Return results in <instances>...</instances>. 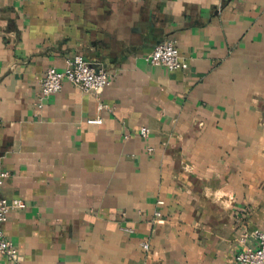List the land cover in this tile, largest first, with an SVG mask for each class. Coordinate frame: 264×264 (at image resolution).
Here are the masks:
<instances>
[{
	"label": "crops",
	"instance_id": "crops-1",
	"mask_svg": "<svg viewBox=\"0 0 264 264\" xmlns=\"http://www.w3.org/2000/svg\"><path fill=\"white\" fill-rule=\"evenodd\" d=\"M167 40L188 68L147 60ZM76 54L111 84L39 108ZM0 170L25 202L0 264H238L264 231V0H0Z\"/></svg>",
	"mask_w": 264,
	"mask_h": 264
},
{
	"label": "built area",
	"instance_id": "built-area-1",
	"mask_svg": "<svg viewBox=\"0 0 264 264\" xmlns=\"http://www.w3.org/2000/svg\"><path fill=\"white\" fill-rule=\"evenodd\" d=\"M147 60L154 65H162L170 71L188 68V61L181 53L175 40H167L159 43L151 53L148 54ZM68 81L83 92H94L100 94L101 91L109 86L112 82V75L104 67L97 63L86 60L82 55L76 54L67 60V66L63 70L55 67H49L46 74L41 79L40 89L38 93V107L42 108L46 99L60 92L63 89L64 82ZM100 110L108 108L107 104L99 102ZM102 121V117L95 119ZM151 128L141 126L138 135L144 139L148 138ZM129 134L125 135L128 139ZM149 152H153L154 148L149 147ZM9 176L6 170H0V255L7 257L9 260H17V251L14 242L8 238L4 230V223L12 208H23L25 202L16 198L8 200L3 195V186ZM163 200H158V204H163ZM156 216H160L161 212L156 211ZM131 232L132 228H124ZM247 237L254 238L256 245L247 246L237 254L238 264H264V231L255 229L249 232ZM244 240L246 238H243ZM143 248L149 250V242H142Z\"/></svg>",
	"mask_w": 264,
	"mask_h": 264
}]
</instances>
